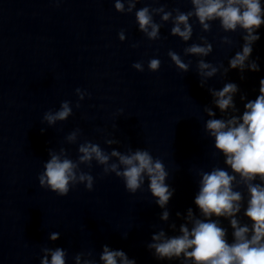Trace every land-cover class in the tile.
<instances>
[{
  "label": "clouds",
  "instance_id": "9594fccd",
  "mask_svg": "<svg viewBox=\"0 0 264 264\" xmlns=\"http://www.w3.org/2000/svg\"><path fill=\"white\" fill-rule=\"evenodd\" d=\"M56 3L61 0H55ZM141 0H114L115 10L119 13H133L138 30L148 40L161 39V23L154 20L160 16L162 22H171L170 34L188 42L193 35V26L190 19L195 17L202 31H211V22L218 21L224 32L243 33L242 51L237 52L230 60L229 67L219 66L206 62L203 57L209 56L213 46L204 36L202 43H192L184 48L186 56L201 57L197 61V74L200 77V86L205 87L207 80L217 75L221 69L227 74L229 69H239L243 73L246 69L256 72L259 65L250 60L253 44L260 39L257 30L264 25V5L261 0H190L192 9L187 12L179 8L166 10L165 7L151 8L145 6L137 9ZM155 2V0H154ZM127 5V7H125ZM120 41L126 39L124 30L118 33ZM222 44H232V40L224 36ZM132 47H138L133 44ZM168 56L176 68L183 73L189 71L191 61L185 63L175 51L169 50ZM139 72L144 71L142 62L132 65ZM161 61L152 58L148 62V69L159 71ZM243 75L241 79H243ZM259 95L254 100L244 104L242 115H236L237 109L234 96L239 91L235 83H226L222 89L209 88L213 97V104L224 115L217 119L211 107H205L204 112L209 119L205 123V131L214 139L216 152L224 157V163L231 173L223 168L213 167L210 171H199V191L194 198V204L199 209L197 216L192 208H188L186 215L176 213L184 223L179 225L177 235H168L160 229L151 236L147 249L159 261L180 260L181 264H264V79H261ZM78 100H84L86 91L75 90ZM245 96H241L244 101ZM80 107L79 102L75 105ZM231 110V112H229ZM123 113V109L119 110ZM73 115L71 101H63L56 111L44 113L41 123L49 127L57 122L66 121ZM114 128L117 125H113ZM46 129L41 128V133ZM81 136L79 128L70 132L65 140L68 144H77ZM109 146L119 144L117 139H106ZM77 159L70 158L68 151L61 147L59 151L48 150L49 159L44 163V171L38 175L39 186L56 193L60 197L68 195L71 188L83 184L88 191H92L95 178L81 170V165L92 167L93 161L102 166V174H114L120 178L127 192L135 194L143 189L148 182V190L155 203L163 209L160 220L168 222L170 212L168 204L174 195L166 180L169 172L164 163L154 158L146 149L129 148L121 152L113 148L105 151L99 144L85 140L78 144ZM259 182H256V181ZM243 186L247 192V201L241 191L235 190ZM244 209V216L251 222L242 224L238 214ZM216 217V219H212ZM229 220L232 228L233 240L229 243L227 229L221 226L219 218ZM169 228L175 232L177 225L173 222ZM60 234L53 232L49 236L52 242L57 241ZM127 238V234L125 237ZM43 256L40 264H67V251L61 247L42 248ZM92 251L80 252L74 256L75 264H97ZM100 264H136L123 250L112 249L108 245L102 246L99 255Z\"/></svg>",
  "mask_w": 264,
  "mask_h": 264
}]
</instances>
